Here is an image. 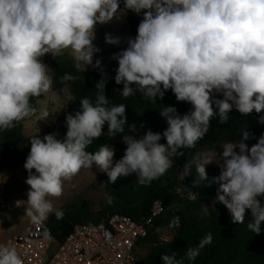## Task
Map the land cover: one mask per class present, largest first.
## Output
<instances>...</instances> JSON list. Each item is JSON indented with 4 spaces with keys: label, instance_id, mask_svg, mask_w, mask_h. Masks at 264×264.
I'll return each instance as SVG.
<instances>
[{
    "label": "clouds",
    "instance_id": "obj_1",
    "mask_svg": "<svg viewBox=\"0 0 264 264\" xmlns=\"http://www.w3.org/2000/svg\"><path fill=\"white\" fill-rule=\"evenodd\" d=\"M128 11L143 13L135 37L105 34L109 45L126 44L111 56L118 62L114 80L123 86L122 97L139 93L156 102L171 90L177 101L192 106L181 115L174 106L164 105L158 113L167 122L162 133L149 129L143 135L124 134L126 105L110 103L105 94L108 74L101 59L94 61L100 52L94 44L97 26L119 21ZM65 53L72 56L77 71L91 66L100 70L101 79L95 84V98L83 97L79 110L66 115L63 139L57 138L58 133L29 139L23 167L29 186L25 214L32 223L41 224L53 211L63 219V211L54 209L49 198L61 197L64 182L84 168L95 165L111 184L135 174L138 184L149 185L174 166L183 155L181 149L194 148L203 139L212 118L224 124L235 109L245 117L255 112L264 124V0H123V8L121 0H0V132L11 131L36 114L32 99L52 88L49 65L42 58ZM62 79L76 77L66 73ZM51 115L42 107L37 119L47 121ZM105 125L108 137L120 134L126 145L119 160L114 161L115 149L108 143L87 151L105 135ZM128 127L136 132L134 123ZM240 135L237 142L221 144L219 156L214 151L186 161L182 178L195 169L193 186L199 187L208 180L206 165L215 161L220 174L208 184L218 185L215 202L227 208L234 224H244L250 210L247 229L259 235L264 222V134L250 148L245 143L250 139L247 128ZM2 177L0 183H5L7 177ZM203 211L207 213L208 207ZM174 225L175 220L170 226ZM212 239L207 233L186 249L184 257L173 252L162 254L161 260L185 264L186 258L192 264ZM0 264H25V260L15 247L4 245Z\"/></svg>",
    "mask_w": 264,
    "mask_h": 264
},
{
    "label": "trees",
    "instance_id": "obj_2",
    "mask_svg": "<svg viewBox=\"0 0 264 264\" xmlns=\"http://www.w3.org/2000/svg\"><path fill=\"white\" fill-rule=\"evenodd\" d=\"M123 8V0H121ZM143 13L136 15L131 11L125 14V20L130 31V36L135 37ZM126 47V45L124 46ZM43 62L49 65L50 77L52 79V90L60 92L67 87L72 101L57 122L50 128L30 137L23 136L22 121L11 131L0 132V168L6 170H17L23 168L26 158L30 152V138L40 135L41 138L49 133H58L57 138L63 139L66 134L65 118L68 113L79 110L80 100L83 97L95 98V84L101 79L99 71H77L74 67L73 58L66 54L53 59L50 55L43 58ZM118 67V66H117ZM70 74L76 79L74 81H63L65 74ZM122 85H117L114 79L108 78L105 94L111 104H125L128 124L125 133L130 135H143L145 131L163 132L167 128V122L159 116V111L164 105L174 106L178 113L183 115L191 110V104L177 101L175 95L168 90L164 98H157L151 102L141 98L137 93L135 97L123 98L120 90ZM33 98L34 105L38 100ZM222 98V97H217ZM264 114V113H261ZM229 120L221 124L218 117L211 120L207 134L197 142L194 148L181 149L182 156L175 159L174 166L160 178L153 180L149 185H140L136 182V175L120 177L115 184L104 178L105 199L100 203V208L94 216L87 208L82 210H68L61 208L64 213L63 219L58 220L55 212L50 214L46 221L47 234L54 237L57 243L63 242L72 227L76 224H99L108 215H124L131 220H138L147 216L155 201H161L163 211L153 223V228L163 229L171 220L177 219L179 226L172 232L169 241H158L157 234L152 230L149 234L138 241V248H146L140 264H163L162 254H177V258L184 257L189 247H195L207 233L212 234V243L205 246L192 264H264V222L261 224V233L256 235L247 229V223L252 220L251 212L245 215L244 224H234L231 213L227 208L216 202L212 210L205 213L204 207L215 199L218 185L213 183L208 186L213 177L220 174L206 169L208 180L202 181L199 187L193 186L195 169L193 174L182 178L183 165L197 155L199 149L214 147L226 142H237L242 139L240 131L247 128L250 139L245 141L247 145L255 144L258 138L264 134V124L258 122V114L253 112L249 116L241 114L233 109L229 114ZM136 125V132L129 130V125ZM144 127L141 128L140 125ZM105 135L93 142L87 149L95 152L102 144L116 145L125 151L126 145L122 143V136L118 134L111 139L106 135L107 126L104 127ZM161 143H166L162 139ZM114 160H118L115 159ZM220 171V168H219ZM112 199L109 204L108 199ZM264 204V198H261ZM185 264H189L185 258Z\"/></svg>",
    "mask_w": 264,
    "mask_h": 264
},
{
    "label": "rangeland",
    "instance_id": "obj_3",
    "mask_svg": "<svg viewBox=\"0 0 264 264\" xmlns=\"http://www.w3.org/2000/svg\"><path fill=\"white\" fill-rule=\"evenodd\" d=\"M106 33L118 35L122 39L130 36L125 15L119 21L113 20L108 24L98 25L95 33L96 39L94 44L100 49V52L95 54L94 61L95 59H101L104 71L108 74V78L114 79L115 69L118 66V62L112 60L111 56L113 53L122 50L126 44L122 43L120 46H113L105 43ZM65 54L72 58L70 54ZM86 71L100 72L99 69H95L91 66H88ZM48 74L50 76V72ZM71 101L72 97L67 87H63L58 93L54 92L51 88L48 93L43 95L42 99L36 102V114L22 121L23 136L30 137L53 126L70 105ZM42 107H47L50 113H52L47 121H38L37 119ZM252 145L254 144L248 145L249 148ZM113 147L115 149L114 157L119 160L123 156L124 150L120 149L116 145H113ZM214 151L217 156H219L223 152V148L221 145L206 147L199 149L197 151V155L210 156ZM206 169L211 170L215 174L220 172L219 166L215 161L206 165ZM2 175L7 177V181L5 182L7 193L4 197L6 203L10 205V209H0V241L12 236L27 224L32 223L30 218L25 214V207L27 206L26 202H20L23 196H25L27 200V191L29 189V186L25 183L28 175L27 171L24 167L17 170H6L0 168V179L3 178ZM105 176L106 174L100 172L95 165H93L91 169H82L80 173L73 177L70 181L64 182V191L61 197L49 198L53 203L54 209L59 210L61 208H66L68 210H82L87 208L88 211L95 216L99 211L100 203L106 197L104 191ZM16 202L19 205H15ZM215 203L214 199L209 204L208 209L212 210L215 207ZM54 212L55 211H53V213ZM249 212L250 210H247L246 214ZM152 231L157 234L158 241H169L171 239L172 233L168 230L152 228ZM145 252L146 248L140 249L141 256H143Z\"/></svg>",
    "mask_w": 264,
    "mask_h": 264
},
{
    "label": "built area",
    "instance_id": "obj_4",
    "mask_svg": "<svg viewBox=\"0 0 264 264\" xmlns=\"http://www.w3.org/2000/svg\"><path fill=\"white\" fill-rule=\"evenodd\" d=\"M6 193L5 183H0V209L9 210ZM20 202L25 203L26 197ZM162 211V202L155 201L149 214L136 221L112 214L96 225L76 224L61 243L47 234L46 221L30 223L0 241V246L15 247L25 264H140L137 243L149 234ZM174 220L175 225L170 226ZM178 226L179 221L173 219L163 229L172 233Z\"/></svg>",
    "mask_w": 264,
    "mask_h": 264
}]
</instances>
